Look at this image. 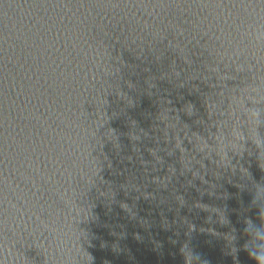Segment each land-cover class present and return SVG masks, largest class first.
Segmentation results:
<instances>
[{"label": "water", "instance_id": "95a60500", "mask_svg": "<svg viewBox=\"0 0 264 264\" xmlns=\"http://www.w3.org/2000/svg\"><path fill=\"white\" fill-rule=\"evenodd\" d=\"M264 173L0 65V264H256Z\"/></svg>", "mask_w": 264, "mask_h": 264}, {"label": "clouds", "instance_id": "9594fccd", "mask_svg": "<svg viewBox=\"0 0 264 264\" xmlns=\"http://www.w3.org/2000/svg\"><path fill=\"white\" fill-rule=\"evenodd\" d=\"M262 250L257 252L249 248H245V251H248L250 256L256 261V264H264V243L258 245Z\"/></svg>", "mask_w": 264, "mask_h": 264}]
</instances>
